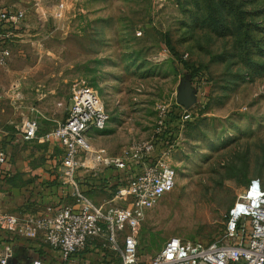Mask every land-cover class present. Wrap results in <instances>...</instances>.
I'll return each mask as SVG.
<instances>
[{
	"label": "rangeland",
	"instance_id": "rangeland-1",
	"mask_svg": "<svg viewBox=\"0 0 264 264\" xmlns=\"http://www.w3.org/2000/svg\"><path fill=\"white\" fill-rule=\"evenodd\" d=\"M222 1L7 0L24 21L0 67V149L29 116L46 129L61 122L77 85L97 91L109 116L88 134L96 152L173 130L175 184L141 226L142 262L171 237L222 241L237 196L251 180L264 185V0ZM175 106L189 120L160 125ZM18 146L14 156L43 158L39 145Z\"/></svg>",
	"mask_w": 264,
	"mask_h": 264
},
{
	"label": "built area",
	"instance_id": "built-area-1",
	"mask_svg": "<svg viewBox=\"0 0 264 264\" xmlns=\"http://www.w3.org/2000/svg\"><path fill=\"white\" fill-rule=\"evenodd\" d=\"M24 11L0 0V67L10 56V44L19 35ZM70 107L63 121L40 135L39 120L29 116L22 123L24 141L41 139L61 148L58 179L70 188L71 205L46 206L37 215L24 219L0 212V233L27 240L41 239L58 252L60 264H264V186L251 180L237 196L227 213L222 241L169 238L162 249L147 261H140L138 240L147 212L159 204L173 188L176 171L171 155L176 146L172 139L167 149L155 141L139 142L118 155H103L93 150L89 132L103 130L109 122L104 102L97 91L77 85L71 89ZM167 110L159 111V124ZM182 110L178 126L189 120ZM163 125L161 126L162 129ZM6 155L0 149V169ZM105 169L118 171L116 188L102 203H96L80 187L78 171L97 173ZM92 252L97 259L87 262ZM10 248L0 264H11ZM29 264H43L34 259Z\"/></svg>",
	"mask_w": 264,
	"mask_h": 264
},
{
	"label": "crops",
	"instance_id": "crops-1",
	"mask_svg": "<svg viewBox=\"0 0 264 264\" xmlns=\"http://www.w3.org/2000/svg\"><path fill=\"white\" fill-rule=\"evenodd\" d=\"M69 103L71 104L70 99ZM58 122L60 121H56ZM56 123L47 129L41 127L39 123L38 137L53 129ZM11 144L12 146L3 149L6 162L0 169L1 213L13 214L19 219H24L28 215L34 216L41 213L46 206L59 207L73 203L70 188L61 184L58 179L62 154L59 146L39 138L24 141L21 134L19 141L14 140ZM29 144L41 147L38 151L44 154L42 159L38 158L40 155H25L24 151H27V148L20 150V154L13 155L15 145H19V148ZM98 173L102 174V178L106 180L102 188L94 180L97 173L78 171L77 178L81 189L96 203H102L116 188L119 175L118 171L113 169H105ZM97 193H100V198ZM8 247L11 250L8 258L11 264H29L34 259H41L43 264H60L58 252L48 248L41 239L27 240L0 233V258ZM96 259L92 252L86 254L88 263Z\"/></svg>",
	"mask_w": 264,
	"mask_h": 264
},
{
	"label": "trees",
	"instance_id": "trees-1",
	"mask_svg": "<svg viewBox=\"0 0 264 264\" xmlns=\"http://www.w3.org/2000/svg\"><path fill=\"white\" fill-rule=\"evenodd\" d=\"M222 2H223V4H225L224 0ZM238 16H239V13H238ZM237 21H240L239 17H238ZM19 31H20V29H19ZM185 70H186L187 74L191 75V78H194V75H192V72L189 69L185 68ZM194 84H195V82H194ZM181 112H182V109L178 106L172 107L170 110L168 109L167 113H166L165 121H166V119H167V121L172 120V118H174L173 120H176V121L179 120ZM173 136H174L173 130L171 128L166 127V125H164L163 129H162L161 136L157 137L155 139V145L158 146L159 148L167 149L170 146V142L172 141Z\"/></svg>",
	"mask_w": 264,
	"mask_h": 264
}]
</instances>
